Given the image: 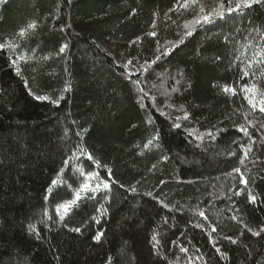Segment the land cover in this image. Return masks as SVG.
I'll list each match as a JSON object with an SVG mask.
<instances>
[{"label": "trees", "instance_id": "16d2710c", "mask_svg": "<svg viewBox=\"0 0 264 264\" xmlns=\"http://www.w3.org/2000/svg\"><path fill=\"white\" fill-rule=\"evenodd\" d=\"M202 3L210 10L216 0ZM176 6L177 0L0 2V43L16 45L0 50V264H264V233L256 237L244 229L264 225V178L255 179L264 177V114L252 111L241 90L254 79L264 90V65L254 63L248 77L241 71L264 49V4L198 25L186 37L183 25L197 9L169 11ZM30 23L35 29L27 28ZM21 29L27 30L23 37ZM151 31L157 36H148ZM19 56L26 59L14 66ZM225 84L237 94L223 93ZM173 87L179 91L162 95ZM140 88L148 93L143 101ZM180 105L189 120H176ZM173 121L181 127L173 128ZM234 124L248 127L253 140L243 164L241 145L249 138ZM217 128L225 131L212 140L207 132ZM157 131L161 147L143 149ZM197 134L204 138L196 140ZM77 145L100 164L81 156ZM102 165L112 169L111 177ZM237 167L241 173H232ZM89 172L114 183L95 200L83 199L61 222L57 205L72 198ZM241 174L256 204L246 192L232 195L244 188ZM30 223L40 239L29 234ZM97 232L104 233L100 242L92 239Z\"/></svg>", "mask_w": 264, "mask_h": 264}, {"label": "snow or ice", "instance_id": "6c2138e0", "mask_svg": "<svg viewBox=\"0 0 264 264\" xmlns=\"http://www.w3.org/2000/svg\"><path fill=\"white\" fill-rule=\"evenodd\" d=\"M0 2H3V0H0ZM257 4H264V0H216L215 6L212 7L210 10L206 8V6L202 3V0H177V6L176 9H169V11H174V10H184V11H190L193 9H197V11L194 12V17L193 20L190 22H186L183 27L185 29L184 31V36H191L193 31H195L196 26L201 25V24H207V23H211L216 19H223L225 18L227 15L230 14H234L237 12H243L245 9H249L251 8L253 5H257ZM166 19L170 20L171 17L167 16L166 14ZM36 25L35 23H30L27 28L28 29H35ZM153 28L156 27V23L155 21H153ZM26 29H21V31L18 33L19 36L23 37L26 35ZM253 31L256 32H261L260 28H254ZM148 36L151 37H156L157 33L156 31H151L149 33H147ZM141 37H137L135 41H132L133 44L137 43L138 41H140ZM227 39V38H226ZM183 42V38H181L180 41H177L176 43L172 44V47L168 48L166 47L164 49V51L156 56L155 60L152 61V63H156V61H159L160 59H162L163 56H167L169 55L173 49L177 46L178 43H182ZM68 45L64 44L59 48V53H63L65 52V50L67 49ZM15 49L16 45L13 44L11 41L7 42V43H0V50L2 49ZM256 57H259V59H256L255 57L252 60H249L248 64L241 69L242 71V76L243 77H248L250 75V69L252 68L253 64H260V65H264V49H260L259 51L256 52L255 54ZM26 59V57L24 56H19L17 59H13L11 62L12 64L15 66L18 64L19 60H24ZM45 59H47V57H45ZM215 59L219 60L220 57H216ZM237 59H239V57H237ZM132 61H129L128 64H131ZM147 63V62H146ZM128 64L125 65V68L128 67ZM231 66V65H230ZM144 71H148V69L151 67L150 64H148L146 67L142 66ZM16 72L17 75L20 74V69L19 67H16ZM261 75L264 76V69H261ZM133 83L139 85L140 81L139 80H135L132 81ZM177 83H180V81H177ZM189 87H191V84L189 83L188 85ZM217 85H214V87H216ZM221 87V91L225 94H231V95H236L237 94V89L234 87H231L227 84L220 86ZM67 90V89H65ZM244 93H245V98L248 101V104L251 106V109L253 112H255L256 110H259L260 113L264 114V90H262L259 87V81L258 79H254V82L249 85V84H245L243 86V88L241 89ZM140 91L142 93H144V96L141 97V101H143L144 97L148 96V93L144 92L143 88H140ZM179 91L178 88H171L170 91L166 90L162 93V95L166 96V97H170L171 92H176ZM37 100H49L50 98L48 96H36L35 97ZM150 99H155V97H149ZM258 101V102H257ZM52 103H59L58 100H53ZM142 107H147L146 105H143V103L141 104ZM169 107H175L174 105H169ZM179 109L183 112L182 116H178L176 117V120H189L190 119V114L187 110L184 109L183 105L179 106ZM159 110V109H157ZM164 114V113H162ZM230 119V117H229ZM245 120L247 121V123L249 125H253V121L249 120L247 118V115L245 116ZM146 122L151 125L154 123V121L151 118H146ZM255 125H253L254 127ZM173 128L179 129L181 127L180 123H177L176 121H173L172 124ZM215 127V126H214ZM234 127L236 128V130L238 132L243 133V135L245 137L249 138V144L247 147H245L244 145H241L242 148H244V154L243 156L240 158V163L243 164L244 161L248 158L249 153L252 152V147L251 144L253 143L252 140V136L251 133L249 132V128L244 126L243 124H239V125H235ZM261 128H264V123L260 124ZM189 133V135H194L195 134V129H186ZM87 129H83L82 132H86ZM221 131H225L224 129H216V133H213L212 131H208L207 132V136L211 137L212 140L216 139V134L220 133ZM82 132H78L77 135H81ZM204 137L203 135H195V139L196 140H202ZM160 136H159V132L157 131L155 134H153L149 139H147V141L143 144V149H150V148H157L159 149L161 147L160 143ZM199 146V145H197ZM139 147V145H138ZM77 151L80 153L81 156H86L88 160L92 161L94 164L99 165L100 162L98 160H96L93 155L90 152H87V150L85 148H83L80 145H77ZM229 155H235V153H229ZM163 160H167L168 156H162ZM102 167H104L106 169L107 175L109 177L112 176V169L108 168L106 165H102ZM156 166L153 165V168H155ZM151 170V169H150ZM232 173H241L240 168H233L232 169ZM232 173H228V175H232ZM80 174L83 176L85 175V173L81 170ZM88 181L83 182L82 184L79 185V187L77 189L74 190L73 192V196L71 199L60 203L57 205L56 208V213L59 217V220L61 222H64L65 219L67 217L70 216V214L72 213L74 208H78L80 205V202L85 199H92L95 200L96 199V193L102 192L103 190H109L111 188L112 183H114V181H110L108 179H104L100 176V173L98 172H89L88 174ZM264 177H257L255 179H261ZM255 179L252 180V183H255ZM91 180H96L97 183L95 184V186H93L89 181ZM53 184H56L57 181H53ZM161 184L165 183L163 180L160 181ZM239 183L244 185V188H241L235 192L232 193V195L234 196H240L243 193H247V199L248 202L251 204H256L258 201V196L253 194V190L249 187V179L245 178L243 174L240 175V180ZM120 187H124V185H120ZM131 191L135 192L136 188L135 186H132L130 188ZM89 193H91V195H89ZM147 195L151 196V193H147ZM104 198L107 199V194L104 195ZM229 199L231 200V196H229ZM164 207H167V205L165 204ZM98 211H102V210H98ZM45 215H47V213H44ZM199 216L203 217L204 220H207L208 217L205 215L204 211H200L199 212ZM231 220L236 221L238 219L237 216L233 215L232 217H230ZM165 223H167V220L165 219ZM240 223L243 224V221L241 220ZM65 227H67V224L65 223L64 225ZM195 227L197 228H203V225L200 223H197L195 225ZM244 229H246L249 233H251L253 236L259 237L261 236L262 233H264V225H262L260 227L259 230H253L251 227H249L247 224H244ZM71 231L79 233L81 232V227H74L71 229ZM217 229L215 226H213L211 228V232H216ZM28 232L29 234H35L37 239H40V234H39V230L37 228V226L35 224H29L28 225ZM243 231L241 232V235H243ZM104 233L103 232H97L92 239L96 242H100L101 238L103 237ZM209 238L211 240V235L209 234ZM225 239L229 240L231 243L235 244L237 243V241L235 239H233L231 236L225 237ZM152 240L156 242V244L159 243V240L157 239L156 235H153ZM155 247V244L153 245ZM213 246L215 247V244H213ZM181 252H187L188 249L185 247H181L180 248ZM215 251L220 255L221 258H226L227 257V253H224L221 251V249L219 247H215ZM169 264H178V261H169Z\"/></svg>", "mask_w": 264, "mask_h": 264}]
</instances>
